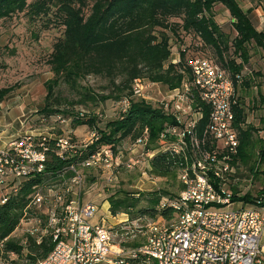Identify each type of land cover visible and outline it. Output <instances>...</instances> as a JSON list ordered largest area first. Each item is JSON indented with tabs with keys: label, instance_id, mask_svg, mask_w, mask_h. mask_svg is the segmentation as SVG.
Here are the masks:
<instances>
[{
	"label": "built area",
	"instance_id": "obj_1",
	"mask_svg": "<svg viewBox=\"0 0 264 264\" xmlns=\"http://www.w3.org/2000/svg\"><path fill=\"white\" fill-rule=\"evenodd\" d=\"M171 63L178 64L179 56ZM184 65L191 81L183 84L181 91H170L159 105L173 121L160 133L164 142L160 150L175 155L189 153L188 165L178 173L183 189L173 200L160 201L159 208L168 205L174 216L144 226L138 247L113 243L104 217L95 218L98 207L86 200L82 191L84 170H100L104 173L102 182L109 185L123 166L114 145L90 149L99 139L96 126L100 123L88 126L81 140L74 135L72 119L88 120L97 114L80 109L65 119L54 116L53 124H64V130L51 135L25 132L0 149V206L18 194L26 182H32L27 204L10 236L23 255L31 245H52L34 264H264L259 245L264 206L232 207L231 194L225 189L238 147L233 125L237 105L234 81L197 53L186 54ZM238 78L234 76L236 83ZM144 86H148L144 80H134L131 99L144 101ZM129 102L128 98L120 101L121 113L129 108ZM203 106L209 108V115L198 140L195 128ZM133 143L151 158L159 152L146 149V131ZM55 162L62 165L54 166ZM136 163L127 162L124 167L130 170ZM133 223L127 219L121 222L120 233L131 232ZM6 258L1 257L0 264H7Z\"/></svg>",
	"mask_w": 264,
	"mask_h": 264
},
{
	"label": "trees",
	"instance_id": "obj_2",
	"mask_svg": "<svg viewBox=\"0 0 264 264\" xmlns=\"http://www.w3.org/2000/svg\"><path fill=\"white\" fill-rule=\"evenodd\" d=\"M242 0H0V21L24 13L30 23L44 22L48 26L60 27L62 34L53 46L47 60L53 78L45 82L44 105L39 119L47 120L54 116L68 118L78 110L74 106L102 104L108 100L120 102L129 99V108L125 113L107 122L100 128L101 121L90 116L88 120L72 119L71 127L96 126L99 133L96 146L116 145L123 139L133 142L146 131L149 151L159 152L148 161V175L164 180L168 188L149 193L128 194L116 191L107 198L109 214H123L132 222L146 218L150 222L157 219L170 220L174 211L168 205L159 208L160 201L173 200L183 189L178 181L179 171L188 165L189 153L175 155L160 150L164 144L160 133L166 125L173 124L172 119L159 108H153L143 100L131 99V86L134 80L142 79L161 85L166 91L180 89L191 81L189 69L184 65L186 54L197 53L218 65L234 81V87L246 84V74L242 72L250 59V46L262 50L264 55V33L256 32L250 24L247 13L238 2ZM256 6L264 11V1L256 0ZM221 5L228 12L231 28L235 33L229 46L226 36L220 32L213 21V7ZM179 56V63H171L172 50ZM212 52V56L207 53ZM5 65L0 64V69ZM239 76L238 82L234 76ZM86 77H98L106 82L108 94H95L82 89L79 82ZM65 84L78 94L77 102H67L71 108H61L55 97V87ZM78 87L80 90H78ZM13 87L0 89V103L13 91ZM57 106V107H54ZM83 110V109H81ZM233 125L237 129L238 147L232 166L239 160L249 167L255 177L261 176V188L255 196L245 194L231 195V202L244 205L264 206V144L257 150V161L250 162L253 147L252 131L241 127L244 112L237 93V105L233 109ZM93 113V112H90ZM202 118L195 132L201 140L207 124L209 108L202 107ZM252 163V164H250ZM62 163L55 162L54 166ZM32 182L21 186L18 194L0 206V242L3 250L0 258H6L4 252L13 253L7 257V264H34L51 250L49 242L39 246H29L23 255L21 247L11 237L15 226L27 204ZM175 188V192L170 189ZM140 242L123 244L125 248H135ZM2 252V253H1ZM13 259V260H12ZM12 260V261H11ZM263 262V261H262ZM5 264V263H2Z\"/></svg>",
	"mask_w": 264,
	"mask_h": 264
},
{
	"label": "rangeland",
	"instance_id": "obj_3",
	"mask_svg": "<svg viewBox=\"0 0 264 264\" xmlns=\"http://www.w3.org/2000/svg\"><path fill=\"white\" fill-rule=\"evenodd\" d=\"M87 1L89 2L90 0ZM248 1L251 2L253 8L258 7L255 5L258 3L256 0ZM263 12V9H260L259 14L262 18ZM61 32L62 29L60 27L48 26L45 28L44 22L36 21L35 23H30L24 13L0 21V64L5 65L4 69H0V89L6 87H13L14 89L0 103V112H10L14 118L22 116L20 120L23 123L21 125L22 128L19 130V125L10 127L8 125L9 120L5 119L3 120L4 122L0 123V133L7 129L13 135H16L18 132L19 134L39 132L51 135L56 130L59 131V129L64 130L66 128L64 124L54 125L53 119L50 118L43 122H40L39 119V112L44 105L45 82L53 78L47 60L52 51L53 44L61 37ZM225 36L227 45L229 46L233 36L232 31L230 30ZM207 54L212 56L211 51ZM250 54L251 58L255 54H258L260 57L263 56L262 51L253 46H250ZM177 56L175 49H173L171 60H175ZM262 59L260 58L256 63L250 64L252 75L245 78V80L249 79L246 81L247 86L243 88L241 85L238 93L241 106H246L245 103L248 96H260L261 102L256 99L254 108L250 110L254 112L253 116L257 120L258 118H263L264 120V60L262 61ZM144 82L148 85L144 86L146 88H142L146 91L144 93V101L153 108H159L160 103L168 97L170 91H166L161 85L152 84L146 80ZM79 84L82 89L90 90L95 94L106 95L109 92L106 89V82L98 77H86ZM252 85H255V89L250 90V86ZM181 89L177 91H181ZM78 90H80L79 87ZM55 97L60 101L61 108H71L73 106L70 107L67 102H77L79 99L76 92L62 83L55 87ZM257 106L260 110L257 109ZM74 108L75 110L83 109L89 113L93 112L92 114H97L96 120L101 121L100 128H103L107 122L116 119L121 113L120 102L111 100L98 105L90 103L83 106L75 105ZM257 120L255 123L258 131L253 134V140L254 138L258 140L261 137L264 138V131H260L261 124ZM75 129H77L75 136L81 140L85 138L88 125H80ZM14 137L16 138V136ZM115 147L123 166L120 167L114 183L109 185L104 184L101 179V176L104 174L103 172L98 171V169H87L83 172L86 179L82 186V191L85 192V199L98 207L95 218L104 216L105 225L111 230L112 242L121 243L122 246L126 243L142 242L144 226L150 221L146 218L133 220L132 231H128L127 234H121L119 231V228L122 226L120 221L126 220L127 216L123 214L111 216L108 211L107 198L118 190L128 194L137 192L145 194L165 190L168 187L164 180L154 179L148 175L150 153H146L143 148L134 145L133 141L129 138L121 140ZM259 148V143L254 141L250 162L257 161V150ZM127 162L137 163L132 169L127 170L124 167V164ZM247 166L241 162L232 166L233 174L225 183V189L228 192H236L239 196L245 194L255 196L260 190L261 176L255 177L252 175ZM263 168V165L258 166L257 171L262 172ZM170 190L175 192V188Z\"/></svg>",
	"mask_w": 264,
	"mask_h": 264
},
{
	"label": "crops",
	"instance_id": "obj_4",
	"mask_svg": "<svg viewBox=\"0 0 264 264\" xmlns=\"http://www.w3.org/2000/svg\"><path fill=\"white\" fill-rule=\"evenodd\" d=\"M238 4H239V7L241 8V10L243 12H246L247 10L251 9L247 13V18H248L250 24L252 25V27L254 28V30L256 32H258V33L259 32L264 33V12H263V18L259 14L260 9L262 10V8L260 6H258L256 8H253L251 6V2L248 1V0H242V1L238 2ZM212 11H213V21L219 27L220 32L222 34H224V36H225L231 30L232 33H233V36H232V39H233L234 36H235V33L233 32V30L231 28V19H230L229 15H228V12L221 5H215L213 7V10ZM256 49H259V48H256ZM260 58H263L262 59V61H263L264 60V55L262 57H260L258 54L257 55L255 54L253 56V58H251V54H250V59H249L248 65H245L243 67L242 72L244 74H246L247 76L252 75L251 69H250V64L256 63ZM242 86L244 88L247 85L244 84ZM239 87H240V85L236 89L237 93H239ZM252 89H255V85L250 86V90H252ZM243 99H244V97H243ZM256 99H257V101L261 102L260 96L254 97L253 95H250L246 99V103H245L246 106H242L243 112H244V119H243V123H242L241 127L244 128V129L249 128L252 131V141L253 142L254 141L258 142L259 145L261 146V144H264V138H262V137L260 138L263 142L260 139L258 140V139H255L254 138V140H253V134L256 131H258V127H256V123H255L257 119H256L255 116H253L254 112H252L250 110H252L254 108L253 106L255 104ZM258 108L259 107L257 106V109ZM258 110H260V109H258ZM0 115H1L0 116V123L1 122H4L3 120L7 119V120H9L8 121V125L10 127L19 125V130L22 128L21 125L23 123L20 120V117H22V116H20L19 118L18 117L14 118V116H12L13 114H11L10 112L9 113L0 112ZM3 117H5V118H3ZM257 121L261 124L260 125V131H264V128H263V126H264V120H263V118H258ZM76 130L77 129H74L73 130L74 135H76ZM17 135H21V133L19 134V132H18L16 135H13L9 131H7V129L5 131H2L0 133V149H2L6 145V143H8L9 141L13 140L15 138V137L13 138V136H16L17 137ZM239 162L240 161L237 160V164ZM229 193L232 195L233 193H236V192H233V193L229 192ZM235 195L239 196L238 194H235ZM241 205H244V204L241 203V202H237V203L233 204L232 207H239ZM245 206L252 207V208L254 207V205H248V204L245 205ZM107 208H108V206H107ZM255 208L258 209V208H260V206H255ZM107 214H108V212H107ZM123 221L124 220H121L120 222H123ZM259 245H260L261 259L264 262V230H263V233H262V235L260 237V243H259Z\"/></svg>",
	"mask_w": 264,
	"mask_h": 264
},
{
	"label": "water",
	"instance_id": "obj_5",
	"mask_svg": "<svg viewBox=\"0 0 264 264\" xmlns=\"http://www.w3.org/2000/svg\"><path fill=\"white\" fill-rule=\"evenodd\" d=\"M264 1V0H263Z\"/></svg>",
	"mask_w": 264,
	"mask_h": 264
}]
</instances>
